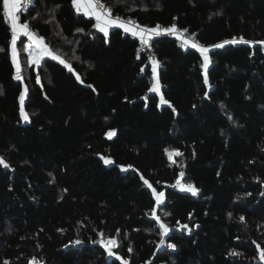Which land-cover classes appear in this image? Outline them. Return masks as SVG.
Wrapping results in <instances>:
<instances>
[{
	"label": "trees",
	"instance_id": "16d2710c",
	"mask_svg": "<svg viewBox=\"0 0 264 264\" xmlns=\"http://www.w3.org/2000/svg\"><path fill=\"white\" fill-rule=\"evenodd\" d=\"M100 2L187 30L209 50V83L197 49L153 34L159 96L139 38L104 36L71 0H33L20 19L73 71L30 64L21 38L17 80L0 0V264H264V0Z\"/></svg>",
	"mask_w": 264,
	"mask_h": 264
},
{
	"label": "snow or ice",
	"instance_id": "6c2138e0",
	"mask_svg": "<svg viewBox=\"0 0 264 264\" xmlns=\"http://www.w3.org/2000/svg\"><path fill=\"white\" fill-rule=\"evenodd\" d=\"M72 6L75 8L76 12L79 14L81 11H83L85 16H92L95 18L96 24L95 27L104 34V36L108 35V29L110 27H117L124 30L125 33H130L133 37H139V40L142 44L147 43V39L145 37V33L156 34L159 35L160 26L156 25L155 27L148 29V28H142L135 22H126L122 20L118 15L113 17V13L111 9L105 7L103 3L100 2V0H71ZM29 7H34L33 0H2V8L4 10V14L7 16L8 20L10 21V28L12 32V38H11V45H12V56H13V63L16 66L17 75L16 79L21 80L22 77L19 75L20 72V64L17 59V50H16V44L18 37L22 34L23 36L27 37V39L31 42L28 47V56L30 57L29 63L33 65L39 66L40 61L44 57H50L52 60L58 61L60 64L64 65L65 68H67L70 72L73 71L72 66L68 64L61 56L55 52L50 46H48L44 39L42 37H38L37 34L30 28L29 23L22 22L20 19V15L27 13ZM35 18V17H33ZM50 22V21H49ZM78 32L83 31V29H77ZM166 33L176 34L178 32V29L175 24H173L169 28L163 29ZM187 31V30H185ZM249 43V41L243 40L241 38L240 41L237 40H231V41H225L224 44H235V43ZM185 44H188L189 41L187 39L184 40ZM261 43H264L262 41ZM224 44H218L214 47L222 48ZM192 48L197 49L204 58V63L202 67L204 68V83L208 84V75H207V68L210 64V58L207 55V52L209 51L206 47H201L200 45L196 43L191 44ZM0 51H3V49H0ZM78 59V57H77ZM158 62L153 61V67H152V73L153 78L156 80V83L153 85L152 91L158 92L159 91V80L156 79V65ZM77 80H80V76H76ZM37 82H39V76H37ZM82 82V81H81ZM89 87H91L89 85ZM27 93V87H25L24 92L21 93L19 96L20 101V111L23 119L28 120L29 117L27 113L24 111V100L25 95ZM162 102L167 103V101ZM229 119L231 117L229 116ZM176 155H181V153L176 152ZM105 163H110V161L106 160ZM0 165H3L4 167H8V165L3 161L2 158H0ZM125 170V169H122ZM180 176L183 177L184 173L181 172ZM144 183L149 187L152 188L151 184H148V181L145 180ZM179 184V181H177ZM182 191H188L191 192L192 195L197 194V189L192 185H181ZM153 195L155 196V199L157 201V204H160L163 202L162 198L164 196L163 193H157L156 190L152 189ZM250 195V194H249ZM155 215V213H153ZM159 219V217H156ZM244 217H240V221H244ZM160 228L163 230V235H167L169 232V228L164 224L160 223ZM183 227L187 228V225H184ZM198 227V226H197ZM118 234V233H117ZM103 236V234H101ZM77 244H80L81 241L77 240ZM100 245L105 249L109 257L114 256L113 247H118V242L116 239H108L107 241L101 239L99 241ZM161 245H164V240L161 239ZM168 248L175 249V244H167ZM260 246L257 245V249H259ZM132 249L129 248V252H131ZM233 256L238 255V253L233 252ZM117 260H121L122 258L119 256H116ZM260 259L264 260V250H260ZM32 264H36V261L33 260ZM124 264H127V262H124ZM148 264H151V261L148 262Z\"/></svg>",
	"mask_w": 264,
	"mask_h": 264
},
{
	"label": "built area",
	"instance_id": "2783aa9c",
	"mask_svg": "<svg viewBox=\"0 0 264 264\" xmlns=\"http://www.w3.org/2000/svg\"><path fill=\"white\" fill-rule=\"evenodd\" d=\"M122 20H124V21H126V22H134V21H132V20H129V19H122ZM162 30V29H161ZM185 39H187L188 41H189V43H196V41H195V37L193 36V35H190V34H188L186 31H178ZM166 34H170V35H174V34H171V33H166ZM155 35V34H154ZM147 39V43L146 44H142V43H140V45H139V50L141 51V52H145V53H147L148 55H149V57H150V60L153 62V61H156L157 62V60H156V57H155V53H154V50H153V47H152V40H153V36H149V37H147L146 38ZM185 39H181V45H183L184 43V40ZM188 43V44H189ZM148 264V263H147Z\"/></svg>",
	"mask_w": 264,
	"mask_h": 264
},
{
	"label": "crops",
	"instance_id": "0c3cea01",
	"mask_svg": "<svg viewBox=\"0 0 264 264\" xmlns=\"http://www.w3.org/2000/svg\"><path fill=\"white\" fill-rule=\"evenodd\" d=\"M82 13H83V11H81ZM7 17V16H6ZM88 17H92V16H88ZM92 18H94V17H92ZM8 19V18H7ZM95 19V18H94ZM9 21V20H8ZM129 23H131V22H129ZM9 24H10V21H9ZM137 24V23H136ZM140 26V25H139ZM140 27H142V26H140ZM112 28H114V27H110L109 29H108V33H109V31L112 29ZM142 28H147V27H142ZM148 29H151V28H148ZM151 35H153V34H151ZM151 35H149L148 33H145V37L147 38V37H149V36H151ZM38 36V35H37ZM38 37H40V36H38ZM21 38H25V50H26V52L28 53V45L31 43L28 39H27V37H25V36H23L22 34L18 37V39H17V44H18V41L21 39ZM137 38H139V37H137ZM45 41V40H44ZM46 43V42H45ZM17 44H16V50H17V59L19 60V53H18V48H17ZM47 44V43H46ZM11 54H12V45H11ZM44 58H46V57H44ZM48 58H50V57H48ZM12 59H13V56H12ZM29 60H30V57H29ZM158 71H159V63H157V65H156V79H158ZM155 83H156V80H155ZM159 96H161V85H160V83H159V92H156Z\"/></svg>",
	"mask_w": 264,
	"mask_h": 264
},
{
	"label": "rangeland",
	"instance_id": "374dc122",
	"mask_svg": "<svg viewBox=\"0 0 264 264\" xmlns=\"http://www.w3.org/2000/svg\"><path fill=\"white\" fill-rule=\"evenodd\" d=\"M163 33H166V32H164L163 31V29L161 30L160 29V31H159V34H163ZM177 37H179L180 39H185L179 32H177L176 34H175ZM190 44H192V42L190 43ZM201 46V45H200ZM201 47H203V46H201ZM207 48V47H206ZM27 53V52H26ZM27 55H28V53H27ZM207 55H208V52H207ZM28 59H29V56H28ZM203 60H204V58H203ZM19 61V60H18ZM16 67V66H15ZM18 73H17V70H16V75H17ZM19 75L22 77V72H21V68H20V72H19ZM155 84V79H154V83H153V85ZM155 92V91H154ZM159 92V91H158ZM25 99H26V95H25ZM25 101V100H24ZM110 136H112V133H110ZM181 185H185V184H183V183H180L179 185H178V188H179V190L180 191H182L181 190ZM184 192H188V191H184ZM191 193V192H190ZM162 200H164V196H163V198H162Z\"/></svg>",
	"mask_w": 264,
	"mask_h": 264
},
{
	"label": "water",
	"instance_id": "95a60500",
	"mask_svg": "<svg viewBox=\"0 0 264 264\" xmlns=\"http://www.w3.org/2000/svg\"><path fill=\"white\" fill-rule=\"evenodd\" d=\"M163 34H166V33H163ZM190 44V43H189ZM191 45V44H190Z\"/></svg>",
	"mask_w": 264,
	"mask_h": 264
}]
</instances>
